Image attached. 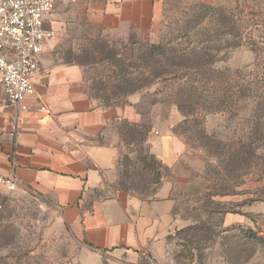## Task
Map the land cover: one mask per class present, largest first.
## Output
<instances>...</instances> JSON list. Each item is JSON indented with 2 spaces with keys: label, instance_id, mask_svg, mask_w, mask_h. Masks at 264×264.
Listing matches in <instances>:
<instances>
[{
  "label": "rangeland",
  "instance_id": "rangeland-1",
  "mask_svg": "<svg viewBox=\"0 0 264 264\" xmlns=\"http://www.w3.org/2000/svg\"><path fill=\"white\" fill-rule=\"evenodd\" d=\"M201 3L173 2L149 38L109 40L75 32L56 41L45 56L52 63H80L98 103L124 100L123 94L106 99L102 91L113 70L107 57L115 58L120 51L118 58L142 64L151 44L166 43L207 8ZM207 4L237 15L244 30L241 45L229 48L223 41L220 59L213 65L220 72L216 76L249 84L252 93L229 110L205 114L197 122L175 104L173 93L182 77L157 79L135 93H140L144 112L155 113L167 130L184 137L188 155L183 178L175 184V212L188 225L205 223L208 231H174L158 258L147 253L123 255L105 257L99 264H264V241L244 240L235 227L250 226L264 236V96L254 88L264 71V0ZM96 48H105L102 56L93 54ZM241 149L246 150V164L233 169L229 158ZM83 255L81 243L59 222L50 203L33 194L0 189V264H85Z\"/></svg>",
  "mask_w": 264,
  "mask_h": 264
},
{
  "label": "crops",
  "instance_id": "crops-1",
  "mask_svg": "<svg viewBox=\"0 0 264 264\" xmlns=\"http://www.w3.org/2000/svg\"><path fill=\"white\" fill-rule=\"evenodd\" d=\"M176 1L59 3L47 23L55 35L46 42L36 94L25 101L28 108L12 105L0 87V169L18 178L15 191L52 205L59 222L81 243L85 264L102 263L105 257L162 255L168 236L188 225L175 212V184L183 178L188 149L184 137L140 108V93L130 94L125 104L101 106L88 90L82 66L52 63L45 54L75 32L109 40L149 38ZM123 120L151 123L145 146L172 169L150 199L118 185L120 158L127 151Z\"/></svg>",
  "mask_w": 264,
  "mask_h": 264
},
{
  "label": "trees",
  "instance_id": "trees-1",
  "mask_svg": "<svg viewBox=\"0 0 264 264\" xmlns=\"http://www.w3.org/2000/svg\"><path fill=\"white\" fill-rule=\"evenodd\" d=\"M201 5L207 8L195 13V20L189 19L182 32L169 38L166 43L151 44L149 53L142 58V64L118 58L121 56L120 51L114 53L115 58L107 57V60L113 63V70L108 76V82L103 84L104 96L109 100L112 96L121 94L127 97L124 100L99 104L101 106L125 104L128 102V96L136 90L148 87L157 79L173 75L183 78L173 93L175 104L185 117H192L196 122L205 114L227 111L241 99L249 96L253 91L249 84L246 85L235 78L223 80L216 76L220 72L213 68L220 59L219 52L222 50L223 41L229 48L242 44L244 30L241 20L237 15L222 8L204 2ZM261 24L264 25V21ZM194 32L197 34L194 35ZM103 52L105 48H96L93 54L102 56ZM68 63L81 65L78 62ZM254 88L264 96V71L254 82ZM120 128L127 151L122 153L120 158L118 185L142 199H150L154 197L163 181L172 175V169L145 146L153 129L151 123H130L123 120ZM245 151L241 149L232 153L229 159L234 164L233 169H239L246 164ZM235 227L244 234V240L264 241V236L250 226ZM187 230L208 231V227L205 223L202 225L194 223L177 231L181 233Z\"/></svg>",
  "mask_w": 264,
  "mask_h": 264
},
{
  "label": "built area",
  "instance_id": "built-area-1",
  "mask_svg": "<svg viewBox=\"0 0 264 264\" xmlns=\"http://www.w3.org/2000/svg\"><path fill=\"white\" fill-rule=\"evenodd\" d=\"M77 0H0V87L19 110L28 108L26 99L36 94L46 42L55 32L47 23L59 3ZM41 110L51 113L46 105ZM18 178L0 169V189L13 191Z\"/></svg>",
  "mask_w": 264,
  "mask_h": 264
}]
</instances>
